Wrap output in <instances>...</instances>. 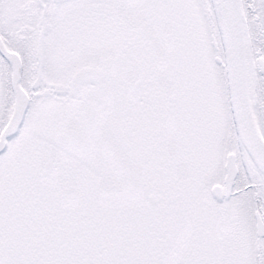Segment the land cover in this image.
<instances>
[{
	"label": "snow or ice",
	"instance_id": "1",
	"mask_svg": "<svg viewBox=\"0 0 264 264\" xmlns=\"http://www.w3.org/2000/svg\"><path fill=\"white\" fill-rule=\"evenodd\" d=\"M0 264H264V0H0Z\"/></svg>",
	"mask_w": 264,
	"mask_h": 264
}]
</instances>
